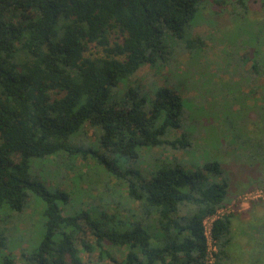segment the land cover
Here are the masks:
<instances>
[{"label":"trees","instance_id":"obj_1","mask_svg":"<svg viewBox=\"0 0 264 264\" xmlns=\"http://www.w3.org/2000/svg\"><path fill=\"white\" fill-rule=\"evenodd\" d=\"M235 1L241 17L247 0ZM199 2L0 0V220L8 224L27 202L43 205L44 233L36 244L20 247L22 264H207L202 222L226 204L228 174L213 159L192 169L176 157H157L145 172L128 166L143 149L187 150L186 134L171 136L182 125V100L168 87L159 86L149 96L130 85L110 101L118 82L142 64L155 67L175 54L169 38L184 42L180 49L190 52L204 45L200 36H185ZM263 38L257 36L246 56L253 79L260 78L264 86ZM94 44L105 55L89 56ZM259 90L254 113L260 120L264 87ZM87 126L98 131L102 149L128 159L124 167L106 161L117 186L127 188V203L116 200L112 212L103 204L96 205L94 215L87 209L64 211L61 204L68 203L70 193L50 190L38 173L30 172L32 159L47 162L62 151L73 159L97 155L86 140L72 143L86 137ZM250 166L259 169L251 190L264 187V166ZM72 167L73 162L67 165ZM233 219L231 213L213 221L217 251L210 264H233ZM84 225L92 241L86 240ZM7 237L0 229V251L11 249ZM0 260L15 264L13 254L0 253Z\"/></svg>","mask_w":264,"mask_h":264},{"label":"rangeland","instance_id":"obj_2","mask_svg":"<svg viewBox=\"0 0 264 264\" xmlns=\"http://www.w3.org/2000/svg\"><path fill=\"white\" fill-rule=\"evenodd\" d=\"M262 1L247 0V11L240 17L235 13L240 11L235 0H200L185 36H200L204 45L190 52L180 49L184 42L177 38L166 39L169 47L176 46L175 54L156 63L155 67L142 64L134 74L112 88L110 97V101L121 97L130 85L142 87L141 92L145 89L149 96L159 86L168 87L180 96L182 125L172 129L171 136L186 134L191 145L187 150L179 151L157 146L143 149L142 157L130 161L128 166H138L145 172L151 169L147 165L157 157L163 160L176 157L185 169H192L209 159L219 162L229 178L224 205L225 210L228 209L226 214H234L233 264H247L249 261L264 264V198L242 196L246 193L243 190L250 191V186L258 180L254 177L258 167L250 165L260 163L264 166V118L256 119L254 113V107L261 101L259 89L264 86L260 78L253 79L251 60L246 56L252 52L257 36L263 38L264 35ZM114 39L115 35H112ZM87 54L96 57L105 55V52L103 47L94 44L90 45ZM259 109L264 110V105ZM252 125L255 129L251 128ZM85 134L84 139L77 137L73 145L86 140L97 155L73 159L62 151L58 158L52 156L54 160L47 162L32 159L30 172L38 173L50 190L57 187L70 193L68 203L61 204L63 210L87 209L94 215L96 205L103 204L108 212H112L116 200L122 205L127 203V188L123 184L117 186L118 180L105 169L106 161L113 159L124 167L128 159L102 149L96 140L98 131L93 127L87 126ZM72 162L73 167L67 168ZM208 174L217 180L213 174ZM100 195L104 199L99 200ZM42 210V203L33 200L27 202L23 212L15 214L8 224L0 220V229L11 240L12 246L11 249L1 248L0 253L13 254L15 264H22L20 247L25 248L32 242L36 244L42 237ZM83 230L86 240L92 241L89 228L84 225ZM114 252L122 256L120 251ZM81 255L86 262V254Z\"/></svg>","mask_w":264,"mask_h":264},{"label":"built area","instance_id":"obj_3","mask_svg":"<svg viewBox=\"0 0 264 264\" xmlns=\"http://www.w3.org/2000/svg\"><path fill=\"white\" fill-rule=\"evenodd\" d=\"M242 196H244V198H249V199H263L264 198V187H258L253 190H250ZM225 209L226 207L224 206L220 207L216 211V213L206 216L202 222L203 235L205 236V239H206L207 264H210L214 260V255L217 251L216 241L211 235L212 224L216 218L222 216L223 214H226L228 209L227 210Z\"/></svg>","mask_w":264,"mask_h":264}]
</instances>
